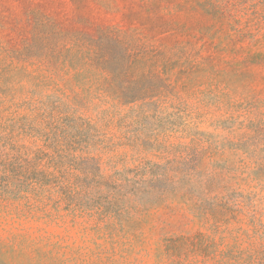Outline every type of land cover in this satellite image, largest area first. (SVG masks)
Here are the masks:
<instances>
[{"label": "rangeland", "instance_id": "1", "mask_svg": "<svg viewBox=\"0 0 264 264\" xmlns=\"http://www.w3.org/2000/svg\"><path fill=\"white\" fill-rule=\"evenodd\" d=\"M0 264H264V0H0Z\"/></svg>", "mask_w": 264, "mask_h": 264}]
</instances>
